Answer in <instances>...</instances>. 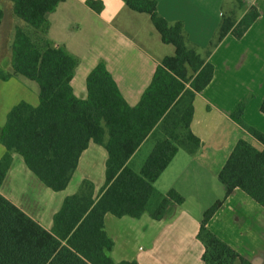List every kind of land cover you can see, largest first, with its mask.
<instances>
[{
    "label": "trees",
    "instance_id": "1",
    "mask_svg": "<svg viewBox=\"0 0 264 264\" xmlns=\"http://www.w3.org/2000/svg\"><path fill=\"white\" fill-rule=\"evenodd\" d=\"M8 1L23 24L15 28L8 55L10 71L0 69V80L23 77L35 82L39 104L21 101L7 116L0 132V144L6 149L0 160V188L13 154L22 156L27 168L54 192L67 189L91 141L106 149L108 160L100 197L95 199L93 184L84 181L76 194L64 200L52 232L0 192V264H138L115 263L110 258L114 243L105 230V217L139 219L155 194V182L179 148L201 145L190 130L193 100L211 84L215 67L187 46L183 24H170L162 17L156 0H124L130 10L149 15L162 41L172 45L175 54L162 60L135 107L126 102L103 63L88 75V97L81 100L71 84L78 59L49 37V16L66 0ZM88 5L97 12L103 10L99 1L90 0ZM240 11L245 14L238 19ZM4 17L0 9V24ZM259 17L255 6L247 8L245 0H234L233 8L223 15L216 44L229 34L241 39ZM250 99L239 104L232 118L264 145V133L243 120ZM261 112L264 114V101ZM150 136L155 139L153 150L140 171H135L129 162ZM219 179L226 187V197L241 190L264 207V151L240 140ZM183 202L181 195L170 191L152 218L160 220L171 203ZM222 204L217 202L204 215L199 233L205 246L203 261L251 264L207 227Z\"/></svg>",
    "mask_w": 264,
    "mask_h": 264
},
{
    "label": "crops",
    "instance_id": "2",
    "mask_svg": "<svg viewBox=\"0 0 264 264\" xmlns=\"http://www.w3.org/2000/svg\"><path fill=\"white\" fill-rule=\"evenodd\" d=\"M89 1L61 3L49 16V37L78 59L71 83L77 98L87 99V77L103 63L126 102L135 107L151 84L157 67L164 58L175 54V48L162 41L149 15L130 10L124 0H93L102 3L101 12L89 7ZM156 1L159 14L170 24H183L187 46L212 63L215 73L211 84L193 100L195 112L190 130L200 139L201 145L185 144L179 148L155 182V194L139 219L106 215L105 230L114 243L108 255L115 263L205 264V246L199 239L201 225L205 213L222 201V206L209 221L208 229L249 263L264 264V207L241 190L226 197V187L219 179L240 140L264 151V145L232 118L239 104L251 97L243 120L264 133V114L261 112L264 101V0H245L247 8L255 6L259 10L260 17L241 39L229 34L218 44L223 15L233 8L234 0ZM5 7L12 12L13 4L0 0V9L6 17ZM244 14L245 11H240L238 19ZM15 21L14 27L22 26L19 19ZM1 41L0 35V45ZM11 81L0 80V96H3L0 100V132L15 105L21 101L33 106L39 104V90L35 100L30 101L24 90L12 94ZM18 95L21 97L17 98ZM13 99L18 101L12 103ZM154 144L155 139L150 136L131 158L129 165L135 171H140ZM147 145L149 155L138 164L136 159ZM5 154L6 149L0 144V160ZM107 160L106 149L91 141L81 155L67 189L54 192L27 168L22 156L13 154L0 192L52 232L54 217L64 200L76 194L84 181L93 184L94 198L100 197L106 183ZM172 190L181 195L184 202L181 205L171 203L165 215L154 220L153 212Z\"/></svg>",
    "mask_w": 264,
    "mask_h": 264
},
{
    "label": "rangeland",
    "instance_id": "3",
    "mask_svg": "<svg viewBox=\"0 0 264 264\" xmlns=\"http://www.w3.org/2000/svg\"><path fill=\"white\" fill-rule=\"evenodd\" d=\"M6 10V17H5V23L4 26L1 27L0 29V35L2 38L1 41V45H0V69H3L6 73H8L10 71V67H9V52H10V46L13 43L14 40V33H15V28L14 25L16 23V17L13 15V13L11 12V10L7 7H5ZM12 80V81H11ZM9 81H11L12 83V88H11V92L12 94H19L20 89L24 92H26L27 95H25L27 97L28 100L33 101L35 100L37 93L39 90L38 89V85L35 82L32 81H28L26 79H20V78H11ZM7 81V82H9ZM29 82V83H28ZM32 83V84H30ZM37 88V89H36ZM21 96L18 95L17 98H19ZM3 99V96H0V100ZM18 101L17 99H13V102ZM149 145H147L142 152L138 155L136 162L139 163H143L144 160L147 158V156L149 155V152L147 151Z\"/></svg>",
    "mask_w": 264,
    "mask_h": 264
}]
</instances>
